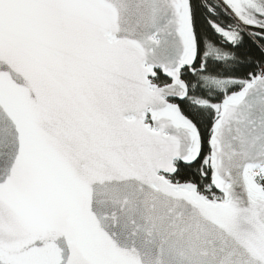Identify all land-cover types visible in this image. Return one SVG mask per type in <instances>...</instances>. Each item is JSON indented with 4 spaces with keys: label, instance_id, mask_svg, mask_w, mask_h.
<instances>
[{
    "label": "snow or ice",
    "instance_id": "1",
    "mask_svg": "<svg viewBox=\"0 0 264 264\" xmlns=\"http://www.w3.org/2000/svg\"><path fill=\"white\" fill-rule=\"evenodd\" d=\"M0 264H264V0H0Z\"/></svg>",
    "mask_w": 264,
    "mask_h": 264
},
{
    "label": "trees",
    "instance_id": "2",
    "mask_svg": "<svg viewBox=\"0 0 264 264\" xmlns=\"http://www.w3.org/2000/svg\"><path fill=\"white\" fill-rule=\"evenodd\" d=\"M253 51L255 52V54H256L257 56H259V52H258V51H256L255 49H254Z\"/></svg>",
    "mask_w": 264,
    "mask_h": 264
}]
</instances>
